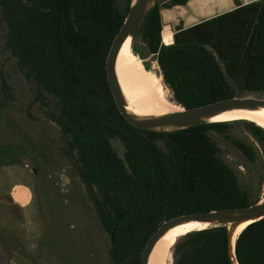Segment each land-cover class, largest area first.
Masks as SVG:
<instances>
[{
  "label": "trees",
  "instance_id": "trees-1",
  "mask_svg": "<svg viewBox=\"0 0 264 264\" xmlns=\"http://www.w3.org/2000/svg\"><path fill=\"white\" fill-rule=\"evenodd\" d=\"M117 1L0 0V8L8 26L7 47L24 77L56 100L57 113L50 117L77 154L82 180L111 240L113 264L130 255L138 256L131 264H140L147 241L165 221L259 201L242 189L210 133L243 128L264 154V129L245 120L169 133L130 125L115 106L105 73L107 55L131 5L127 0L121 11ZM161 31L155 2L138 35L156 57L176 105L192 109L237 97L206 46L163 45ZM112 139L123 145L122 157ZM232 144L255 160L252 147L238 140ZM176 248L173 264H231L222 226L189 233ZM234 251L238 264H264V219L237 236Z\"/></svg>",
  "mask_w": 264,
  "mask_h": 264
},
{
  "label": "rangeland",
  "instance_id": "rangeland-1",
  "mask_svg": "<svg viewBox=\"0 0 264 264\" xmlns=\"http://www.w3.org/2000/svg\"><path fill=\"white\" fill-rule=\"evenodd\" d=\"M126 2L117 1L121 11ZM156 3L162 30L166 26L175 43L205 45L220 63L237 97L264 99L262 5L248 11L227 8L228 0ZM7 36L8 26L0 8V264H113L111 240L82 180L77 154L68 148L50 117L57 113L56 100L24 77L7 47ZM131 51L135 64H140L146 74L162 79L156 57L139 35L132 41ZM162 84L176 104L163 79ZM210 137L242 189L254 200H264V154L257 141L243 128L224 135L210 133ZM233 140L252 147L255 160L249 161ZM111 142L122 157L123 145L117 139ZM26 182L33 192L28 214L8 202L11 186ZM16 189L13 193L26 197L25 189ZM183 242L184 237L177 240L167 264H173L176 247Z\"/></svg>",
  "mask_w": 264,
  "mask_h": 264
},
{
  "label": "water",
  "instance_id": "water-1",
  "mask_svg": "<svg viewBox=\"0 0 264 264\" xmlns=\"http://www.w3.org/2000/svg\"><path fill=\"white\" fill-rule=\"evenodd\" d=\"M157 0H131L129 11L124 20V23L116 35L105 62L106 79L109 90L112 94L115 106L119 114L134 128L141 131L169 133L200 124L207 123L205 120L220 115L222 113L241 110V109H257L264 108V99L252 97H234L231 99L217 101L208 105L185 109L181 106V111L171 113L169 115L153 118L140 119L132 116L126 111L125 101L118 86L115 75V61L118 51L125 40L131 36L132 41L138 36L140 27L142 26L150 8ZM123 214L117 215V220L120 221ZM264 219V202L258 201L256 204L241 208V209H220L206 213H197L191 215H183L165 221L156 230V232L147 241L144 250L139 256L140 264H148V257L155 243L170 229L184 222L197 221L207 224H214L210 228L225 227L228 237V255L231 264H238L235 257V242L233 234L236 226L252 221V223ZM251 223V224H252ZM233 224L231 231L226 226ZM138 256L130 255L119 264H131Z\"/></svg>",
  "mask_w": 264,
  "mask_h": 264
},
{
  "label": "bare ground",
  "instance_id": "bare-ground-1",
  "mask_svg": "<svg viewBox=\"0 0 264 264\" xmlns=\"http://www.w3.org/2000/svg\"><path fill=\"white\" fill-rule=\"evenodd\" d=\"M161 38L164 45L171 44L172 39L167 27L163 29ZM131 46L132 37L129 36L121 45L114 66L126 111L140 119H153L181 111L178 105L171 102V96L163 86L161 77L148 75L141 69L140 64H135ZM238 120L253 122L264 129V108L228 111L205 121L207 123H221ZM13 195L17 201L26 202V197L19 193L14 192ZM251 223L252 221H248L236 226L233 234L234 242L237 236ZM213 225L190 221L168 230L153 246L148 257V264H167L170 251L179 238L192 232L209 229ZM226 227L231 231L234 225L227 224Z\"/></svg>",
  "mask_w": 264,
  "mask_h": 264
},
{
  "label": "crops",
  "instance_id": "crops-1",
  "mask_svg": "<svg viewBox=\"0 0 264 264\" xmlns=\"http://www.w3.org/2000/svg\"><path fill=\"white\" fill-rule=\"evenodd\" d=\"M229 1V5L227 8H236V9H245V10H248V11H251V10H254V9H260L261 5L263 6V11H264V0H237V3L236 1L234 0H228ZM261 1V3H260ZM245 6H250L248 7L249 9H247V7L245 8ZM166 26H164L163 29H165ZM163 31V30H162ZM168 32L170 33V36H171V39H172V42L171 44L175 43V36H173L172 32L168 29ZM176 43H193V42H176ZM197 44H201V43H197ZM203 45V44H201ZM205 46V45H204ZM221 61V60H220ZM17 187H21L23 189L26 190V202L25 203H20L19 201H17L15 199V197L12 196V193H13V190L15 191V189ZM17 190V189H16ZM9 198H8V202L10 203V205L14 208V207H17L18 209H22V210H25L26 209V214H28L27 212V209L28 207L30 206V204L32 203L33 201V192L29 186V184L26 182V185L25 184H14L11 186L10 190H9ZM14 194V193H13Z\"/></svg>",
  "mask_w": 264,
  "mask_h": 264
}]
</instances>
